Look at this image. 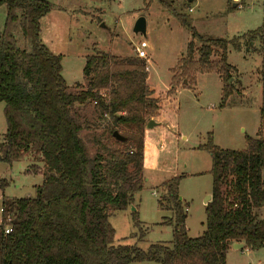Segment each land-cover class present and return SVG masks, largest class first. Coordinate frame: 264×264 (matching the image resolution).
Returning a JSON list of instances; mask_svg holds the SVG:
<instances>
[{"label": "trees", "instance_id": "1", "mask_svg": "<svg viewBox=\"0 0 264 264\" xmlns=\"http://www.w3.org/2000/svg\"><path fill=\"white\" fill-rule=\"evenodd\" d=\"M156 1L166 6V0ZM0 6L6 9L0 33V103L6 124L0 163L11 166L31 157L33 164L25 173L42 179L34 198H2L0 264H226V252L235 243L251 252L264 247V220L258 218L264 209V23L231 39H204L176 14L190 30L191 41L186 57L173 69V92L180 82H193L197 74H216L223 82V108L235 92L229 84L235 69L227 63V53L241 51L245 41L261 56L260 121L255 138L245 137L244 150H221L210 138L198 148L210 156L212 177L202 235L188 236L187 205L176 188L166 186L167 198L158 204L171 211L162 225L172 228V239L143 251L114 246L115 232L108 219L133 207V195L143 188V135L160 109L147 85L145 62L97 51L85 58V89L72 92L61 74V56L40 41V20L53 6L41 0H0ZM227 6L232 13L240 4ZM17 34L24 48L19 47ZM256 42L259 49L254 48ZM217 50L219 59L214 61ZM88 104L94 105L100 120H108L104 130L113 146L105 145L104 152L94 156L81 136L86 128L83 117L74 111L75 105ZM114 132L125 141H117ZM4 224L11 227L9 234L4 233Z\"/></svg>", "mask_w": 264, "mask_h": 264}, {"label": "rangeland", "instance_id": "2", "mask_svg": "<svg viewBox=\"0 0 264 264\" xmlns=\"http://www.w3.org/2000/svg\"><path fill=\"white\" fill-rule=\"evenodd\" d=\"M41 1L53 8L40 20V41L50 53L61 56V74L70 91L78 92L86 87L82 69L87 56L98 51L118 59L137 58L139 49L147 57L137 59L146 64L148 88L152 96L158 97L159 104L163 101L162 119L157 120L160 124L155 122L152 128L145 127L143 188L133 195L134 210L130 206L109 216L115 232L114 246H136L146 251L151 245L171 241L172 228L162 225V219L170 218L171 211L161 209L158 204L166 200L165 188L170 185L187 205L188 236H201L205 223L203 202L211 193L212 177L210 156L198 148L210 138L221 150L241 151L246 147L245 137L255 138L260 121L261 83L257 71L261 56L248 48L245 41L241 51L228 50L227 63L235 69L229 84L234 85L235 92L223 108H220L223 82L216 74H197L193 82H180L173 92L170 88L173 69L186 57L191 41L190 30L176 14H181L189 27L204 39H231L264 23V0L255 3L245 0L236 13L227 12L229 3L236 4L228 0H166V6L156 0ZM139 18L145 19V36L133 33ZM5 19V6H0V33ZM17 41L20 48L25 47L19 34ZM199 44L195 41L194 48ZM253 45L260 48L259 42ZM219 55L217 50L211 59L217 61ZM176 75L182 79L179 72ZM3 109L4 104L0 103V143L6 131ZM74 111L86 124L81 136L89 154L103 153L105 145L109 149L112 145L104 130L108 120L99 119L93 104L75 105ZM31 164V157L11 166L0 163V208L3 197L36 196L42 179L25 173ZM261 176L264 181V170ZM163 205L168 204L163 202ZM226 264H264V247L256 252L228 249Z\"/></svg>", "mask_w": 264, "mask_h": 264}, {"label": "water", "instance_id": "3", "mask_svg": "<svg viewBox=\"0 0 264 264\" xmlns=\"http://www.w3.org/2000/svg\"><path fill=\"white\" fill-rule=\"evenodd\" d=\"M133 33L135 34V35H138V34H140V35H142V36H145V34H146V22H145V19L144 18H139L136 22H135V24H134V28H133ZM230 82V81H229ZM156 125V123H155V121L154 120H150L148 123H147V125H146V128H152L153 126H155ZM113 137L117 140V141H120V142H124L125 141V138H123L120 134H118L117 132H114L113 133ZM181 199V198H180ZM210 200H211V195H208L207 197H205V199H204V205H206L208 202H210ZM131 208H133L132 206H131ZM132 211L134 210V208L133 209H131ZM242 247H243V245L242 244H237V243H235V244H233L232 245V248L234 249V250H240V249H242Z\"/></svg>", "mask_w": 264, "mask_h": 264}, {"label": "crops", "instance_id": "4", "mask_svg": "<svg viewBox=\"0 0 264 264\" xmlns=\"http://www.w3.org/2000/svg\"><path fill=\"white\" fill-rule=\"evenodd\" d=\"M194 0H190L189 2H193ZM229 2H233V3H236V4H233L234 6L235 5H238V4H242V2H243V0H241V2H239L240 0H228ZM245 3V2H244ZM186 9H188V11L190 12L191 11V9H190V7H187ZM237 11H239V8H238V10H236L235 11V13L237 12ZM235 13H233V14H235ZM235 15H233V17H234ZM149 81V79H147V82ZM155 95V94H154ZM152 98H155V99H158V97H156V96H152ZM161 102H163V101H161ZM160 102V109H159V116L158 117H156L155 119H154V121L155 122H158L159 124H160V121H157V120H160V119H162V115H163V108H162V103ZM264 212H263V210H259V212H258V218L260 219V220H264ZM229 249H231V251H235V250H232L233 248H232V245H231V247L229 248ZM236 251H248V250H246L245 248H244V246L242 247V249H240V250H236ZM250 252V251H249Z\"/></svg>", "mask_w": 264, "mask_h": 264}, {"label": "built area", "instance_id": "5", "mask_svg": "<svg viewBox=\"0 0 264 264\" xmlns=\"http://www.w3.org/2000/svg\"><path fill=\"white\" fill-rule=\"evenodd\" d=\"M249 1L251 3H255V2H259L260 0H249ZM239 2H241V0ZM239 8H242V4H240ZM137 58L142 59V60H146L147 59L145 52L143 50H139V49H137ZM2 224H3L2 209L0 208V226ZM10 232H11V227L9 225L4 224V233L5 234H9Z\"/></svg>", "mask_w": 264, "mask_h": 264}]
</instances>
